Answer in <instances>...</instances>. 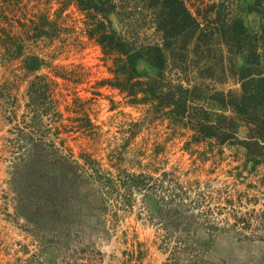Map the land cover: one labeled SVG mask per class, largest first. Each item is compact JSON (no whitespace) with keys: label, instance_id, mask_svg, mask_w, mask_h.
Masks as SVG:
<instances>
[{"label":"trees","instance_id":"obj_1","mask_svg":"<svg viewBox=\"0 0 264 264\" xmlns=\"http://www.w3.org/2000/svg\"><path fill=\"white\" fill-rule=\"evenodd\" d=\"M4 2L0 62L19 63L25 76L33 77L23 127H18L16 139L8 140L14 214L42 243L56 248L58 256L51 264H98L100 259L86 257L91 243L123 238L127 244L129 232L121 230V212H132L137 195L142 202L138 218L145 213L150 224L164 231V244L173 252L196 255L199 230H223L212 218L226 207L204 209L210 186L181 181L175 171L115 173L92 155L78 158L52 139L51 120L60 121L63 114L55 83L42 74L51 65L32 47L47 42L52 46L57 40L65 44L71 30L47 11L23 14L11 8L22 0ZM59 2L63 11L74 6L86 16V36L109 63L111 76L100 82L102 87L111 86L129 103L150 106L157 118L192 131L194 142L243 145L250 158L263 160L256 164H264V0L250 6L261 21L256 31L239 15L241 0ZM15 87L9 81L0 85V104L11 109V123L18 117L12 110ZM80 103L82 98L75 99ZM75 111L81 127H94L82 105ZM240 123L249 129L244 144L238 138ZM234 218L232 228L240 229L242 238L249 237L253 219L264 224V212Z\"/></svg>","mask_w":264,"mask_h":264},{"label":"rangeland","instance_id":"obj_2","mask_svg":"<svg viewBox=\"0 0 264 264\" xmlns=\"http://www.w3.org/2000/svg\"><path fill=\"white\" fill-rule=\"evenodd\" d=\"M253 3L254 0H241L239 15L256 31L261 21L250 10ZM16 6L11 8L23 14L47 11L53 19L60 17L71 30L65 44L57 40L52 46L47 42L32 47L51 65L42 74L55 83V99L63 114L62 120H51L52 139L78 158L92 155L115 173L175 171L181 181L210 186L204 209L226 207L212 218L223 230H199L196 255L175 253L164 244L165 232L150 224L145 213L142 220L138 218L142 202L137 195L132 212H121L125 215L121 230H128V243H123V238L95 241L86 257L100 259L98 264H264V224L259 225L260 219H253L248 238L239 235L240 229L232 228L234 215L255 217L264 212V164H256L263 160L250 158L243 145H220L212 140L194 142L192 131L157 118L150 106L129 103L122 92L111 86L102 87L100 82L111 76L109 63L99 45L86 36L87 18L74 6L63 11L59 0H22ZM32 79L25 76L19 63L0 62V85L6 81L16 84L12 110L18 115L11 123V109L0 104V264H51L58 256L54 246L42 243L34 230L16 217L14 194L9 186L13 156L8 140L16 139L18 127H23L26 92ZM78 97L82 103L75 104ZM81 105L93 122L92 129L81 127L74 119L79 116L75 110ZM248 135V127L240 123L238 138L242 144ZM226 200H231L232 205Z\"/></svg>","mask_w":264,"mask_h":264}]
</instances>
